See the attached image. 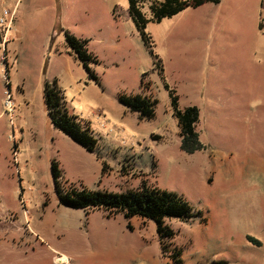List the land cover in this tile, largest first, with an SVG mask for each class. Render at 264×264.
<instances>
[{
    "label": "rangeland",
    "instance_id": "rangeland-1",
    "mask_svg": "<svg viewBox=\"0 0 264 264\" xmlns=\"http://www.w3.org/2000/svg\"><path fill=\"white\" fill-rule=\"evenodd\" d=\"M0 9L14 12L5 36L0 26V264H175L174 247L180 264H264V0L149 22L163 79L127 0H0ZM65 31L88 41L98 82L66 53ZM144 74L157 100L150 120L117 99L140 93ZM53 79L89 123L95 152L51 124L43 85ZM164 82L180 108L198 107L203 150H180ZM52 160L62 187L122 193L144 183L183 196L202 218H165L175 235L164 253L152 220L61 205Z\"/></svg>",
    "mask_w": 264,
    "mask_h": 264
},
{
    "label": "trees",
    "instance_id": "trees-1",
    "mask_svg": "<svg viewBox=\"0 0 264 264\" xmlns=\"http://www.w3.org/2000/svg\"><path fill=\"white\" fill-rule=\"evenodd\" d=\"M219 0H127V13L135 29L152 56L154 68L163 79V66L160 58L154 51L151 36L146 32L149 22L160 23L163 19H169L186 8H196L206 3L217 4ZM145 8L149 16L145 13ZM64 44L69 55L77 60L88 78L98 82L91 65L97 64L98 60L88 49V41L75 37L68 31L64 32ZM169 97V103L173 117L177 120L180 138V150L187 154L201 151L205 148L199 139L197 124L199 122V109L195 105L179 107V96L174 88L163 83ZM9 87V84H6ZM149 84L145 81V74L140 80V93H119L118 102L128 111L136 113L139 119L150 120L155 117L157 100L146 91ZM43 100L47 109V115L54 128L71 138L75 143L89 152H95L98 141L93 136L89 123L71 114L64 100L56 79L45 81L43 85ZM159 140V136H153ZM16 148V146H14ZM105 166L103 167L104 170ZM50 171L54 181V188L61 205L88 210L102 209L108 217L122 214L124 218L139 217L152 220L156 224V231L160 238L162 251L167 252V246H171L170 240L175 233L164 223L165 218H175L181 222H188L196 217L202 218L200 211H193L183 196L159 189L155 186H147L144 183L136 188L122 193H112L104 190H88L84 186L75 185L61 186L59 179L62 172L55 160L50 163ZM169 241L165 243V241ZM255 245L260 243L256 239H250ZM181 250L174 247L171 257L175 264L181 263ZM215 264H223L218 262Z\"/></svg>",
    "mask_w": 264,
    "mask_h": 264
},
{
    "label": "built area",
    "instance_id": "built-area-1",
    "mask_svg": "<svg viewBox=\"0 0 264 264\" xmlns=\"http://www.w3.org/2000/svg\"><path fill=\"white\" fill-rule=\"evenodd\" d=\"M14 18V12H8L7 9H0V26L4 27V36L6 35L7 31L10 29L12 21ZM6 110H12L13 109V101L10 96V93H6L5 102H4Z\"/></svg>",
    "mask_w": 264,
    "mask_h": 264
},
{
    "label": "crops",
    "instance_id": "crops-1",
    "mask_svg": "<svg viewBox=\"0 0 264 264\" xmlns=\"http://www.w3.org/2000/svg\"><path fill=\"white\" fill-rule=\"evenodd\" d=\"M171 87V86H170ZM173 88V87H172ZM176 91V90H175ZM190 105H192V104H189L188 106H190ZM186 107V106H185ZM197 107V106H196Z\"/></svg>",
    "mask_w": 264,
    "mask_h": 264
}]
</instances>
